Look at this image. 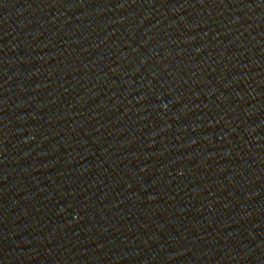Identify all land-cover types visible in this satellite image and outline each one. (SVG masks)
Segmentation results:
<instances>
[{
  "label": "water",
  "instance_id": "95a60500",
  "mask_svg": "<svg viewBox=\"0 0 264 264\" xmlns=\"http://www.w3.org/2000/svg\"><path fill=\"white\" fill-rule=\"evenodd\" d=\"M0 264H264V0H0Z\"/></svg>",
  "mask_w": 264,
  "mask_h": 264
}]
</instances>
